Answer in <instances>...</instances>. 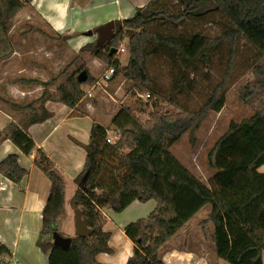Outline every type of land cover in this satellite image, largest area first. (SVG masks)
Masks as SVG:
<instances>
[{
	"label": "trees",
	"instance_id": "1",
	"mask_svg": "<svg viewBox=\"0 0 264 264\" xmlns=\"http://www.w3.org/2000/svg\"><path fill=\"white\" fill-rule=\"evenodd\" d=\"M30 2L0 0L1 42H7L12 20ZM211 14L224 19L225 26L219 35L182 30L189 20L206 21ZM114 24L111 40L99 47L87 44L82 49L92 50L115 68L114 78L122 77L125 93L149 94L148 98L162 100L172 109L152 110L143 120L135 110L121 106L110 122L116 134L114 142L106 141L107 128L97 122L92 124L84 166L74 178L77 187L71 198L92 232L86 237L69 236L68 248L52 242L54 231L63 235L57 221L65 213V179L49 156L37 149L34 163L51 182L37 240L47 256V264H104L96 260V255L112 250L109 232L103 230L106 218L102 210L118 213L134 201L149 200L155 201V207L145 217L123 227L133 244L125 264H163V246L207 204L210 211L202 224L209 222L213 226L210 239L216 255L229 264H264V171H258L264 164V116L253 112L240 122H230L214 142L207 154L209 166L214 169L209 186L169 150L185 133L198 129L209 113L224 106V91L232 77L240 40H246L258 54L264 55V0H152L134 16L114 20ZM158 24L170 26L173 33L158 32L154 28ZM125 37L129 57L120 66L114 55ZM225 44L227 52L220 80L199 106L188 108L161 94L149 71L153 57L166 50L185 67L196 63L205 66L211 53ZM112 48L116 51L111 53ZM84 68L78 67L76 73ZM56 78L42 82V95L32 103L22 106L10 102L11 108L28 113L19 123L11 122L0 130V142L8 139L22 154L29 155L35 143L26 129L48 116L44 102L57 100L74 108L84 96L82 85L94 82L88 71L84 82H78L71 74L54 93L48 94L46 87ZM7 255L8 249L0 243V264H5Z\"/></svg>",
	"mask_w": 264,
	"mask_h": 264
},
{
	"label": "crops",
	"instance_id": "2",
	"mask_svg": "<svg viewBox=\"0 0 264 264\" xmlns=\"http://www.w3.org/2000/svg\"><path fill=\"white\" fill-rule=\"evenodd\" d=\"M151 1L31 0L29 6L40 15L47 26V33L57 38L65 37L67 42L65 50L74 55L80 54L81 64L86 63L88 69L86 72L94 77V82L83 88L84 93L90 92L92 96H84L74 108H69L57 100L48 99L44 102L48 116L42 121L30 124L26 129L35 143L29 155L22 154L8 139L0 142V243L10 253L4 256L5 264H47V256L38 247L37 240L41 230L42 209L51 182L34 163L37 149L43 150L64 176V216L73 215L74 219L71 206V198L77 187L74 178L84 166L85 146L92 124L97 122L107 128V136L111 132L114 133L110 126L111 119L121 106H127L125 101L130 95L125 93L123 83H111L112 80L109 82L110 88H106L109 83L107 86L97 85L91 88L108 65H105L95 52L82 50L85 45L96 42V39L85 32L94 30L109 20L130 18ZM13 30L14 25L7 34L10 35L8 42L11 45L15 42ZM35 33L36 31L33 32ZM123 51L117 50L114 58L120 61L119 55ZM16 53L17 50L13 49L10 58ZM49 53H52L51 48H48L46 55ZM128 57L125 62L120 63L125 65ZM33 63L20 67L18 72L25 71L26 67L32 71L36 70L39 65L37 62ZM93 70H97L98 73L94 74ZM10 88L9 92L7 91L10 93L9 97H15L12 92L25 93L14 85ZM1 90L0 88V99H4L6 91ZM27 113L23 109L0 107V130L11 122L19 123ZM68 189L70 193H67ZM154 207L155 201L149 200L145 203L134 201L118 213L103 209L102 214L106 218L103 230L109 232L108 244L112 252L98 253L96 260L104 264H125L132 254L133 244L125 235L123 227L145 217ZM194 217L163 246L161 250L163 264H229L216 255L210 236L207 239L201 232L194 235L185 230L193 223ZM212 227L209 223L211 232ZM182 231L187 232L181 235ZM177 236V241L172 242Z\"/></svg>",
	"mask_w": 264,
	"mask_h": 264
},
{
	"label": "rangeland",
	"instance_id": "3",
	"mask_svg": "<svg viewBox=\"0 0 264 264\" xmlns=\"http://www.w3.org/2000/svg\"><path fill=\"white\" fill-rule=\"evenodd\" d=\"M207 20H189L182 30L190 33L201 31L209 36L219 35L225 26L224 19L218 14H211ZM11 24V26L14 25L13 34H15L13 46L8 42L10 35H7L5 44L4 41H0V78H2L0 88L2 92L6 91V98L0 99V107L3 109L10 108V102L25 106L40 98L44 90L42 82H49L52 78L57 77L46 87L47 93L52 94L69 75L75 74L77 77L78 67L84 66L83 70H88L86 63L81 64L80 54L74 55L65 50L67 43L65 37L57 38L55 35L47 33L46 24L31 6L26 5L19 11ZM154 28L160 33H173L170 32V26L158 24ZM34 31H36L35 34H33ZM91 36L94 40L97 39V32L93 30ZM119 47L124 48V51L119 55V64L123 66L120 62H125L129 55L126 37ZM48 48L52 49V53L46 55ZM13 49H16L17 53L10 58ZM82 50L93 52L90 49ZM226 52L227 44L223 45L219 51L211 53V59L207 65L196 63L195 66L188 68L179 58L171 57V54L163 50L150 60L149 71L160 86L163 96L175 99L182 106L195 108L202 103L212 87L220 80L225 65ZM33 62H37L39 65L36 70L32 71L26 67L25 71L18 72L20 67ZM96 72L97 70H93L94 74ZM111 83H123V79L121 76H116ZM111 83L106 85V88H110ZM12 85L25 93L12 92L11 94L15 97H9L8 90ZM86 86L82 85L81 88L85 89ZM128 95L130 96L127 97L125 105L131 109L139 110L136 113L143 120L148 118V114L152 110L172 109L171 105L154 97L145 98L137 93H128ZM224 96V106L220 111L209 113L198 129L185 133L169 148L170 152L207 186H209L210 178L214 173V169L208 163V151L227 130L229 123L240 122L253 112H259L264 116V55L258 54L244 39L239 42L236 63ZM108 137L114 138V133L111 132ZM258 171H264V164L258 168ZM67 193H70L69 189ZM209 210L210 205H205L195 215L193 223L185 230H189V233L194 235L201 232L204 237L209 239L211 236L209 222L202 224ZM57 228L64 236H71L70 234L74 233L73 215L72 217L62 215L57 221ZM186 232L182 231L181 235ZM177 238L178 236L172 242H176ZM181 240L179 242L183 243Z\"/></svg>",
	"mask_w": 264,
	"mask_h": 264
},
{
	"label": "water",
	"instance_id": "4",
	"mask_svg": "<svg viewBox=\"0 0 264 264\" xmlns=\"http://www.w3.org/2000/svg\"><path fill=\"white\" fill-rule=\"evenodd\" d=\"M115 24L113 20H109L104 24H101L97 26L94 30L97 32V39L95 42V46L99 47L100 45L104 44L105 42L111 40L114 32ZM87 35H92L93 30H87L85 32ZM116 48L111 49V53L115 52ZM78 82H84L87 78V72L86 70H81L77 75ZM86 179V174H84L80 180V186L81 188H84V183ZM73 208V214H74V235L75 236H81L86 237L92 232V229L88 227L87 223L82 217V211L79 207L76 206L75 202H72L71 204ZM53 237V244L55 246L61 247V248H68L70 245L71 238L69 236H63L59 232L54 231L52 234Z\"/></svg>",
	"mask_w": 264,
	"mask_h": 264
},
{
	"label": "built area",
	"instance_id": "5",
	"mask_svg": "<svg viewBox=\"0 0 264 264\" xmlns=\"http://www.w3.org/2000/svg\"><path fill=\"white\" fill-rule=\"evenodd\" d=\"M117 50H118V51H123L124 48H123V47H119ZM115 74H116V70H115V68H114L113 66H108V67H107V68L101 73L99 79H98V80L92 85L91 88H94V87L97 86V85H103V86H106L110 81L113 80ZM84 96H89V97H90V96H92V93H90V92H85V93H84ZM148 97H149V94H147V95L145 96V98H148ZM115 139H116V134H114V138H112V139H111L110 137L107 136L106 141H107V142H114ZM262 259H263V261H264V252H263V254H262Z\"/></svg>",
	"mask_w": 264,
	"mask_h": 264
}]
</instances>
